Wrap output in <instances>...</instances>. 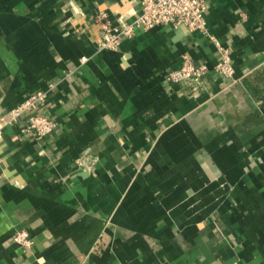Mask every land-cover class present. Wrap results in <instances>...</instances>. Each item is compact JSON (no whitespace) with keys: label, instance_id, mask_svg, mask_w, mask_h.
Segmentation results:
<instances>
[{"label":"crops","instance_id":"crops-1","mask_svg":"<svg viewBox=\"0 0 264 264\" xmlns=\"http://www.w3.org/2000/svg\"><path fill=\"white\" fill-rule=\"evenodd\" d=\"M205 3L206 33L110 51L96 16L132 22L141 0H0V118L46 90L58 122L3 129L0 264H264V0ZM186 59L208 71L169 84Z\"/></svg>","mask_w":264,"mask_h":264},{"label":"built area","instance_id":"built-area-1","mask_svg":"<svg viewBox=\"0 0 264 264\" xmlns=\"http://www.w3.org/2000/svg\"><path fill=\"white\" fill-rule=\"evenodd\" d=\"M142 8L137 18L132 22L119 20L114 25L105 15H97L95 23L100 26L99 47L102 50L118 51L125 39L135 36L138 29H150L153 26L185 29L190 33H206L205 0H141ZM221 59L215 71L231 83L236 82V71L232 64L231 54L227 49L220 48ZM86 59H84L85 61ZM208 71L206 65L194 63L186 59L182 67L172 70L167 75L171 85L197 80ZM48 91H39L29 95L26 100L13 109L8 119L0 118V138L7 125L24 121V134L27 137L41 141L51 136L58 128V122L48 116L37 114L48 100ZM16 244L24 249H30L33 241L26 231H19L14 236Z\"/></svg>","mask_w":264,"mask_h":264}]
</instances>
